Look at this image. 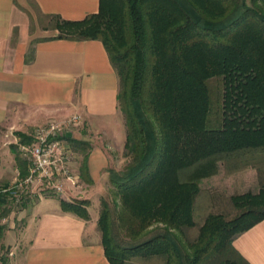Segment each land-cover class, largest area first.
I'll return each mask as SVG.
<instances>
[{"label": "trees", "instance_id": "1", "mask_svg": "<svg viewBox=\"0 0 264 264\" xmlns=\"http://www.w3.org/2000/svg\"><path fill=\"white\" fill-rule=\"evenodd\" d=\"M52 18L59 38L101 40L119 77L130 161L108 170L115 195L102 200L98 229L109 262L250 264L233 241L264 220V0H100L82 20ZM67 139L91 183L90 144ZM11 150L26 177L27 161ZM234 158L257 168L259 190L231 196L236 216L208 213L199 224L201 182ZM11 192L0 186V207ZM59 197L63 211L90 219L88 199Z\"/></svg>", "mask_w": 264, "mask_h": 264}, {"label": "crops", "instance_id": "2", "mask_svg": "<svg viewBox=\"0 0 264 264\" xmlns=\"http://www.w3.org/2000/svg\"><path fill=\"white\" fill-rule=\"evenodd\" d=\"M99 7L100 0H0V184L19 171L7 146L10 132H30L76 114L81 121L71 136L90 144L93 186L116 164L113 153L124 147L126 127L109 54L98 39L59 38L52 18L82 20ZM75 165L79 169L78 160ZM251 174L258 181L257 168ZM72 196L67 191L63 198ZM21 219L20 228L11 222L5 233L13 245L9 264H111L98 229L99 213L81 218L63 211L58 197L45 194L26 206ZM233 244L250 264H264V220Z\"/></svg>", "mask_w": 264, "mask_h": 264}, {"label": "rangeland", "instance_id": "3", "mask_svg": "<svg viewBox=\"0 0 264 264\" xmlns=\"http://www.w3.org/2000/svg\"><path fill=\"white\" fill-rule=\"evenodd\" d=\"M212 85V91L214 95V100L216 101L219 98V94H221V86L218 81L213 80L211 82ZM120 114L123 117L124 115L120 111ZM125 123V121H124ZM80 124V123H79ZM70 127V132L75 131V128L79 125ZM39 127V126H38ZM31 130L32 135L34 136L36 129ZM126 127V126H125ZM31 143V142H30ZM29 143V144H30ZM14 144H17L16 147ZM19 139L16 137V135L13 132L9 133L8 137V145L11 149L16 150L18 155L23 158V156L20 153L19 150ZM115 156V160H117L116 164L113 166L116 170H122L127 165V163L130 161L129 157H126L124 155V147H122L121 151H115L113 153ZM76 160H78L79 164L82 160V155H76ZM241 158H234L229 159L227 161L220 162L219 171L217 174L203 179L202 183V189L203 194L200 197V200L198 201L197 205V218L198 223L200 224L204 219L206 218V215L208 213H223L225 216L231 218L237 215L238 210L234 207V205L231 202V196L234 194H242L247 191H253L257 192L260 188V180L258 181L253 180V176L251 174L252 168H256L251 165H245L243 162H241ZM78 169V167H77ZM79 170V169H78ZM80 173V172H79ZM12 177L8 174V178H6V182H2L0 184L2 191L4 192L6 189H13L15 188V185L17 182H19L20 179H23L20 175V171H12ZM184 174H186V171L183 170L181 172V177L184 178ZM89 184L85 182L82 179L81 186L82 188L75 189V194L77 196H72L76 199H88L90 204L88 207L89 212L92 213H99L102 209V200H108L112 204L113 197L115 195L114 193V187L111 184L109 180V173L103 172L100 175L99 183L95 184ZM17 188V187H16ZM35 190V189H34ZM44 192V191H42ZM48 196H55L59 198V195L54 194L52 192H45L43 195ZM23 195L22 200H17V197H14V193H11L8 196V203L4 205L3 207H0V224L4 226V233L3 238L0 240V264H4L3 259L8 258L9 261V254L11 249H13V245L9 244L11 241V235L7 239L5 238V233L7 230H9V225L11 222H14L16 224L17 228H20L23 224V221L21 219L22 212L25 211L26 206L29 205L32 201H36L39 197L33 195L34 197H29L27 191L21 192V196ZM78 197V198H77ZM6 210V212H5ZM4 213V214H3ZM3 214V215H1ZM198 227L193 229L191 232H187L188 239L190 241L194 240L198 234ZM124 240H129V237L126 236L124 233L122 235ZM12 242V241H11ZM23 243V242H22ZM21 242L19 244H22ZM25 244V243H24ZM20 249V247H16L15 250Z\"/></svg>", "mask_w": 264, "mask_h": 264}, {"label": "built area", "instance_id": "4", "mask_svg": "<svg viewBox=\"0 0 264 264\" xmlns=\"http://www.w3.org/2000/svg\"><path fill=\"white\" fill-rule=\"evenodd\" d=\"M81 121L79 115L63 120H51L39 126L29 143H19V150L28 163V174L16 183L11 193L22 200L21 192L40 197L45 192L64 196L82 188V177L76 167V152L67 139L70 127ZM17 187V188H16ZM35 189V190H34ZM44 191V192H42Z\"/></svg>", "mask_w": 264, "mask_h": 264}, {"label": "water", "instance_id": "5", "mask_svg": "<svg viewBox=\"0 0 264 264\" xmlns=\"http://www.w3.org/2000/svg\"><path fill=\"white\" fill-rule=\"evenodd\" d=\"M71 135H72L71 132H69V133L67 134V136H69V137H70Z\"/></svg>", "mask_w": 264, "mask_h": 264}]
</instances>
